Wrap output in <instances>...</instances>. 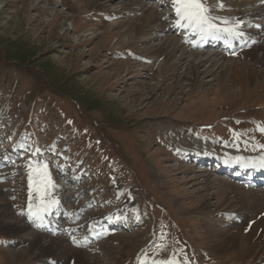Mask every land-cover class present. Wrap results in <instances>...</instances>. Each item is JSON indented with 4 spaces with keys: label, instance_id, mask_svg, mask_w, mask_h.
<instances>
[{
    "label": "rangeland",
    "instance_id": "374dc122",
    "mask_svg": "<svg viewBox=\"0 0 264 264\" xmlns=\"http://www.w3.org/2000/svg\"><path fill=\"white\" fill-rule=\"evenodd\" d=\"M161 1L142 0L141 10L166 16L171 31L172 1ZM135 2L0 0V54L13 59L0 63V202L9 207L11 222L42 234L28 223L30 211L40 207L29 195V172L47 163L54 185L48 200L66 212L64 223L71 218L73 227L84 229L97 215L103 222L119 215L122 222L120 231L96 230L107 240L91 250L76 247L75 234L71 241L46 234L44 243L61 238L72 249L55 255H43L38 245L29 252L25 235L0 230V264H77L74 252L87 264H264V188L224 176L220 164L184 160L179 146L202 143V151H189L229 160L264 157V78L245 81L241 89L230 79L221 85L204 75L191 88V70L178 80L183 68H164L165 57H152L166 36L158 25L145 27L143 12L130 7ZM203 2L215 20L232 23L237 12L227 9L229 1ZM129 23L139 30L124 36ZM240 27L249 29L246 22ZM167 35L188 51L185 64L193 54H216L195 49L201 43L194 45L187 32ZM259 43L249 50L253 58L247 51L218 59L214 75L222 64L264 73V35ZM206 125L212 129L203 130ZM219 178L240 187L243 197L229 188L226 204L218 197ZM216 229L238 236L237 246L217 251L207 238Z\"/></svg>",
    "mask_w": 264,
    "mask_h": 264
},
{
    "label": "bare ground",
    "instance_id": "6f19581e",
    "mask_svg": "<svg viewBox=\"0 0 264 264\" xmlns=\"http://www.w3.org/2000/svg\"><path fill=\"white\" fill-rule=\"evenodd\" d=\"M171 1H172V4H173V0H171ZM223 1L225 2V4L229 1V4H227V6L229 8H227V9H230V10L234 9V11L237 12V13L234 14V16H232L231 19H232V21H233V23L235 25L234 29L237 32H239L240 35H242L243 31H241V29L239 28V26H238L239 23H243L247 18L252 19V21L257 22L264 15V3H262V2H259V1H256V0H253V1H246V0L238 1V0H234V1H231V2H230V0H223ZM237 1L240 2V4H237L236 3ZM142 4H143L142 0H137V2L132 4L130 7L134 10V12L135 11L138 12L143 7ZM171 7L173 9H175L173 5ZM247 7L251 8V10H249V12L246 9ZM142 12H143V16H142L143 19L142 18L141 19L144 22V24H146L145 27H147L148 24L158 25V27H157L158 28V30H157L158 34H162V35L166 36L165 37L166 39L163 40V42L161 41L162 44L159 45V48L157 46L158 49L157 50L155 49L152 52V57L155 54H157L159 57H161V56L165 57L164 58L165 63L160 64V66H163L164 68L170 66V67H173V69L175 68L174 71L175 70L177 71L178 69H182L183 68L182 69V73H179V71H178V80H180L181 78L182 79H187L189 74H190V70H191L192 71V77L191 78L189 77L190 78L189 82H190L191 88L197 87L200 84V81H199L200 77L204 76V75L215 76L214 80L219 81V83H221V85L224 82L226 83V81L228 79H230V80L233 81L235 86H239L240 85L241 89H242V84L245 81L254 84V83H256V81L258 82L259 80H263L261 78H264V73L257 72L255 69H252V68H250L249 66H247L245 64H239V65L232 64V65H227V66H224L222 64L223 66L222 65L220 66L221 70L219 69L220 71L217 72V74L214 75V71L215 70L213 68L215 66H217L215 64L216 61L218 59L226 60L225 57H223L224 55L221 54V53H218V52H216V54H213V55H208L207 58H204V59H202V58L199 59L198 58L199 55L193 54L191 56V57H193V59L190 60L189 62L185 61L186 62V64H185L184 63V60H185V57H186L185 55L188 54V51L185 50V49H182L183 45H181V46L179 45L178 46L179 42H178V40H176V37H171V36L167 35V33L171 32L170 30H167V27H166L165 21H166L167 17L164 16V15L158 16L157 13L150 12V10H148V11L144 10ZM174 13H175V10H174ZM246 14H248V16H246ZM175 17H176V19L170 20L171 23L173 22L172 28L177 26L178 30H189V28H187V27H183L182 28V27L179 26L178 17L176 16V13H175ZM132 22H134V21H132ZM129 24H131V26L128 29H126L125 32H123L124 36H129V35H132L133 33L136 34L138 32V30H139V25L138 24H135V23L134 24L133 23H129ZM144 24H143V26H144ZM248 24H249V26L252 25V23H250V22H248ZM153 30L154 29L152 28L151 32ZM149 32H150V30H149ZM251 33L256 34V32H253L252 30H250L249 34H251ZM139 34H140V31H139ZM143 36H144V33H143ZM245 36L246 37H250L249 35H245ZM250 38L255 39V37H253V36H251ZM150 40L151 39H148L147 42L150 41ZM246 40H249V39H246ZM151 41H153V40H151ZM216 41L221 43L224 40L217 39ZM231 41L232 40H227L226 42H230L231 43ZM204 42H207V41L205 40ZM249 50H251V49H248V51ZM177 53L178 54L180 53L179 57H177ZM248 54H249V56L251 58L254 57L253 51H249ZM225 67L227 69H225ZM246 67H248L247 72L245 71ZM229 70L232 73V75L228 74V73H230ZM224 91H225V88H224ZM179 146L182 147V149L184 150V152H183L184 153V160L187 159L189 161H194L197 164H207L209 161L213 160L211 157H209L207 155H204L203 153H200V152L199 153H197V152L193 153V152L189 151L190 148H194V147L195 148H199V147L201 148V147H204L202 143L199 144V143L183 142V143H180ZM193 151H194V149H193ZM201 151H202V148H201ZM209 151H208V153H210ZM210 154H212V153H210ZM247 160L249 161V163L246 164V165L237 162L239 164L240 169L244 168V170H247V169H252V167H253L255 169H258V172H259V169H261V170L264 169V167L260 166V164H259L260 160L259 159H257L256 161H253V162H251L250 159H247ZM214 161H217V159L214 160ZM222 163L227 166L226 169H228V174H230L232 169L234 167H236L235 164H234V161L233 160H229L227 158H223L222 159ZM236 169L234 171H236ZM226 173H227V171H226ZM241 175L242 174H239L238 177L240 178ZM217 182H218L219 187L222 190L221 192L218 193V195H219L218 197L222 198V200H224L225 203L228 202L229 193H230L229 192V188L238 190L239 196L243 197L244 194H241V193H243L242 189L240 187H238V186H233L232 184L227 182V180H225V178H219L217 180ZM255 183H259V182L256 180ZM240 201H241V198H240ZM229 205H230L229 207H231V206H233V203L230 202ZM234 206H236V205L234 204ZM11 218H12V214H11V212L9 210V207L5 203L0 202V230H6V233H9V234H20L22 236L25 235V238H22V239L23 240H27L28 243L30 244L28 246V248H27L29 250V252H35V251H33V247L35 245L40 246V249H41L40 252L43 255H46V254L47 255H51V254L55 255V254H60V253L61 254H68L69 252H71L72 249L69 246H67V244H65L66 242L64 241V239L54 238L48 244L44 243L42 241V239H43V237L47 238L48 236H46V234H49L48 231H52V230H55V231L57 230V231H62V232L66 231V237H67V235H72L73 236L77 232V228L76 227L68 228L66 226H63V227L60 228V226H55V225L52 226V225H50L49 230H44V231H41L40 228L38 229L37 227H32L33 230L35 231V233L36 232L37 233H41L42 232V234L30 235V233H29V228L30 227L21 225V222L18 223L17 220H16V222H14V221L11 222ZM44 219H45V217L42 219V221ZM235 220H237V222H239V219L237 217H235ZM231 221H233V220L231 219ZM239 223H241V222H239ZM46 224H47V222H46ZM46 224H44V225H46ZM58 228H60V229L58 230ZM207 234H208L207 238H208L209 242L212 244V246H214L216 248L217 251H220V252L221 251H225V250L229 249L230 247L232 248V243H233L234 247H236L237 244L239 243V237L238 236H234V237L231 236L229 238V237H227L226 233L223 230H219V229L210 230V231L207 232ZM70 240H71V238H70ZM42 242L44 244H42ZM29 254H31V253H29ZM36 254H37V258H41V255L39 254V252H36ZM74 255H76V257L74 259L75 260L74 262H76L77 264H82V263L87 264L85 259L83 260V257H84L83 253L81 254V252H76V253L74 252ZM70 263H73V261H71ZM157 263L161 264L159 262H154V264H157ZM62 264H67V262L65 260H63Z\"/></svg>",
    "mask_w": 264,
    "mask_h": 264
},
{
    "label": "snow or ice",
    "instance_id": "6c2138e0",
    "mask_svg": "<svg viewBox=\"0 0 264 264\" xmlns=\"http://www.w3.org/2000/svg\"><path fill=\"white\" fill-rule=\"evenodd\" d=\"M176 16L178 17V24L180 27H187L194 33L203 36H211L215 39L237 38L240 33L234 28H219L214 22L216 17L211 15L212 9L205 6L203 0H173ZM222 7V5H220ZM225 23H228L225 21ZM260 131L264 133V128ZM259 147L264 148V145ZM238 163L248 164L249 161L244 157L235 158ZM260 166L264 167V157L260 158ZM54 187L50 179L47 163L36 167L34 172H29V195L30 197L35 194L40 202L39 210L30 211V216L36 217L41 220L43 216L41 213L47 214L49 209L57 203L55 200H48L51 195V188ZM31 210L32 205L29 204Z\"/></svg>",
    "mask_w": 264,
    "mask_h": 264
},
{
    "label": "trees",
    "instance_id": "16d2710c",
    "mask_svg": "<svg viewBox=\"0 0 264 264\" xmlns=\"http://www.w3.org/2000/svg\"><path fill=\"white\" fill-rule=\"evenodd\" d=\"M14 58V57H13ZM16 58V59H15ZM14 60H17V57H15ZM7 61L12 63L13 59L10 57H5V55L0 54V63L1 64H7ZM11 66H8L7 69L9 70ZM7 71V70H6Z\"/></svg>",
    "mask_w": 264,
    "mask_h": 264
}]
</instances>
